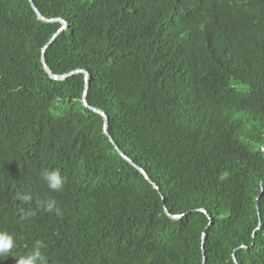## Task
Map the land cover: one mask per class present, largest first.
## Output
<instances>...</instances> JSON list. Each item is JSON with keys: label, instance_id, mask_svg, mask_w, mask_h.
Segmentation results:
<instances>
[{"label": "trees", "instance_id": "obj_1", "mask_svg": "<svg viewBox=\"0 0 264 264\" xmlns=\"http://www.w3.org/2000/svg\"><path fill=\"white\" fill-rule=\"evenodd\" d=\"M32 2L67 25L47 67L87 72V104L158 190L82 106L83 75L43 71L60 23L0 0V230L15 241L0 264L37 240L46 264H264V0Z\"/></svg>", "mask_w": 264, "mask_h": 264}, {"label": "clouds", "instance_id": "obj_2", "mask_svg": "<svg viewBox=\"0 0 264 264\" xmlns=\"http://www.w3.org/2000/svg\"><path fill=\"white\" fill-rule=\"evenodd\" d=\"M257 147L260 146L258 145ZM40 176L45 182L47 188L53 192L60 191L65 183V178L58 169L45 168L40 172ZM14 198L23 203H29L33 199L32 195L29 193H16ZM37 206L42 208L45 212H54L58 217L62 215L61 209L57 206L55 199L39 200L37 201ZM35 214L34 211H28L23 214L20 219L22 221L28 220ZM14 246V237L6 231L0 230V258H4L5 254L10 253ZM44 247V243L37 240L31 252L26 256L20 257L17 260V264H46V258L41 251Z\"/></svg>", "mask_w": 264, "mask_h": 264}, {"label": "water", "instance_id": "obj_3", "mask_svg": "<svg viewBox=\"0 0 264 264\" xmlns=\"http://www.w3.org/2000/svg\"><path fill=\"white\" fill-rule=\"evenodd\" d=\"M33 12L35 13L36 17L38 18V20L42 21V22H45V23H54V22H58L60 23V27L58 28V30L56 31V33H54L51 38L47 41V43L42 47L41 49V65H42V69L43 71L46 73L47 77L50 78L51 80H55V81H63L65 79H67L68 77L70 76H73L75 74H82L83 75V80H84V87H83V92H82V96H81V104L83 107L91 110L92 112L98 114L100 117H102V131L104 133V135L108 138V141L112 144L114 150L116 151V153L123 159L125 160L126 162H128L132 167H134L143 177L145 180H147L153 187V189L155 190H158L157 189V186L155 184H153L149 177L147 176L146 172L136 166L126 155H124L120 150L119 148L114 144L113 140L110 138L109 134H108V131H107V124H108V118L107 116L105 115L104 112L96 109V108H93V107H90L88 104H87V100H86V94H87V88H88V81H89V76L87 74L86 71L84 70H81V69H76V70H72L68 73H65V74H60V75H56V74H53L51 72V70L47 67L46 65V62H45V59H44V53H45V50L56 40L57 36L59 34H61L66 28H67V25L66 23L64 22V20L62 19H47V18H44L39 12L38 10L36 9V7L34 6L32 0H28ZM200 212H202L203 214H206L205 210L203 209H200L199 210ZM169 212L167 211V209L164 207V214L167 215V217H169L170 219L172 220H176V219H179L181 216L179 215H170L168 214ZM204 238H205V234L202 233L201 235V244L203 243L204 241ZM203 264H204V258H203Z\"/></svg>", "mask_w": 264, "mask_h": 264}, {"label": "bare ground", "instance_id": "obj_4", "mask_svg": "<svg viewBox=\"0 0 264 264\" xmlns=\"http://www.w3.org/2000/svg\"><path fill=\"white\" fill-rule=\"evenodd\" d=\"M50 234H51V232H50ZM45 242V241H44ZM46 248V247H45ZM11 257V256H10ZM5 258V257H4ZM9 259V258H8ZM5 260V259H4Z\"/></svg>", "mask_w": 264, "mask_h": 264}]
</instances>
